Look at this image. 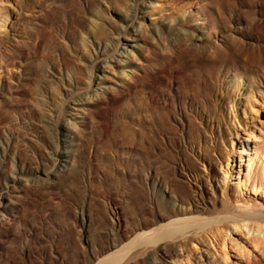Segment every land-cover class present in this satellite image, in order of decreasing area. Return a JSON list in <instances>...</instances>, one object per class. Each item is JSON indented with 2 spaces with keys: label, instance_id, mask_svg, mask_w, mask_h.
I'll use <instances>...</instances> for the list:
<instances>
[{
  "label": "bare ground",
  "instance_id": "obj_1",
  "mask_svg": "<svg viewBox=\"0 0 264 264\" xmlns=\"http://www.w3.org/2000/svg\"><path fill=\"white\" fill-rule=\"evenodd\" d=\"M97 1L53 0V32L68 34L80 28L84 22L77 16L79 4L86 2L93 12L99 8ZM110 1H123L126 6L119 32L129 37V28L140 19L147 0H109L103 6L108 8ZM7 21L4 14L0 33ZM100 22L92 24L93 35L96 40L109 39L116 31L114 24ZM144 30L137 41L146 39ZM179 45L175 52V48L150 50L149 58L137 61L130 72L122 71L120 80L105 77L104 87L94 93L89 88L83 91L87 98H80L82 92L73 95L74 108L69 111L73 121L67 126L61 179L52 185L46 171L33 172L22 163L18 176L0 192V264H229L228 245L244 256L247 251L242 244L249 241L264 252V208L254 198L258 193L264 196V182L253 180L261 170L264 175V152L261 146L250 147V131L245 138L238 130L222 134L225 92L220 84L216 89V68L199 62L180 65L176 57L190 50ZM113 46L107 58L118 52L120 42ZM182 80L189 85H182ZM237 83L239 92L241 84ZM256 89L264 96L260 87ZM126 102V116L115 118L114 110L126 107ZM64 109L55 114L57 126ZM121 118L128 119L127 126ZM96 126L101 139L116 130L121 135L117 142L125 143L127 136L129 145V160L120 163L130 166L128 193L119 200L102 186L109 205L104 213L92 212L88 198L80 204L77 194L63 193L75 180L87 149L99 142L90 138ZM237 157L240 169L234 165ZM99 177L102 184L110 182L105 174ZM48 184L54 187L43 190ZM40 200L56 202L58 208L43 204L33 209L31 205ZM58 218L64 222L55 223Z\"/></svg>",
  "mask_w": 264,
  "mask_h": 264
},
{
  "label": "rangeland",
  "instance_id": "obj_2",
  "mask_svg": "<svg viewBox=\"0 0 264 264\" xmlns=\"http://www.w3.org/2000/svg\"><path fill=\"white\" fill-rule=\"evenodd\" d=\"M106 1L109 0L97 1L99 11L96 9L93 12L87 9L86 2H81V12L78 11L77 16L82 17L84 24L65 34L52 30L53 0H0V18L4 14L8 17L6 27L0 33V192L18 176L22 163H27L33 172L46 171L51 178L50 183L54 185L63 176L60 175L61 170L66 165L64 150L68 145L65 142L69 134L67 126L73 121L69 112L74 108L73 95L82 92L80 98H87V90L94 93L98 87H104L105 77L120 80L123 77L120 73L130 72L135 63L147 60L150 50L161 47L170 52L175 48V52L179 44L181 47L185 44L190 50L176 57L180 65L190 62L191 65L200 63L216 68L215 83L220 84L225 92L222 134L229 136L230 131L234 133L238 130L245 138L250 131L253 134L248 140L250 147L261 146L264 152V96L256 89L260 87L264 91V0H147L142 6L140 19L129 28V37L119 32L126 10L123 1L114 2L115 5L110 1L112 5L109 9L103 6ZM97 20L103 24L107 21L114 24L112 26L116 31L109 39L105 38L107 42L104 38L96 40L92 33V24ZM252 25H255L254 28ZM143 29L146 39L144 42L137 41ZM185 39L187 43H184ZM117 42H120L118 52L107 58L108 48L115 49L113 45ZM222 53H227L229 57ZM94 70L96 74L92 76ZM237 82L241 84L239 92L236 90ZM182 85L189 84L182 80ZM217 85L216 89L220 86ZM251 86L256 91L253 98ZM127 106L126 102V107L114 110L115 118L128 113ZM62 108H65V113L57 126L54 124L55 114ZM121 119V124L127 126L128 119ZM118 136L121 137L113 130L107 139H101V131L97 126L94 128L90 138L99 142L87 149L75 180L69 182L63 192L77 194L80 204L88 198L86 203H90V209H94L92 212L104 213L108 210L109 205L102 196L104 189L110 195L115 194L119 200H124L128 193L126 184L130 166L120 165L129 160L128 138L124 136L125 143L121 144L116 140ZM239 151L235 150L236 155ZM237 160L238 164L234 165L240 169V158L237 157ZM102 173L110 179L107 185L101 183L99 176H103ZM261 174L262 170L260 177L254 176L253 180L264 182V175ZM23 179L26 181V178ZM51 184L42 189L54 187ZM102 186H105L104 189ZM254 198L264 208V196L258 193ZM43 204L58 208L56 202L44 203L42 200L31 207L38 210ZM60 220L64 222L58 218L55 223ZM249 243L242 244L249 256L247 253L240 256L237 249L228 245L229 264L264 263L261 248Z\"/></svg>",
  "mask_w": 264,
  "mask_h": 264
}]
</instances>
